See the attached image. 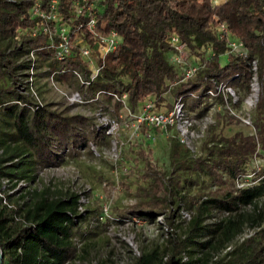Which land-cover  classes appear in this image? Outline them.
Here are the masks:
<instances>
[{"label":"trees","instance_id":"16d2710c","mask_svg":"<svg viewBox=\"0 0 264 264\" xmlns=\"http://www.w3.org/2000/svg\"><path fill=\"white\" fill-rule=\"evenodd\" d=\"M50 1L0 0V38L4 40L0 45V78L4 80L0 85V179L33 181L38 169L59 165L67 153L77 151L87 136L84 129L94 142L103 133L89 117L35 103L19 90L28 74L24 54L29 48L35 53L34 86L40 76L51 75L57 84L81 88L70 71L88 72L79 43L86 41L94 61L100 62L94 50L96 34L114 29L119 42L104 54L99 72L85 89L93 100L114 98L115 107L126 104L130 110L151 99L157 108L172 86L187 112L201 114L213 100L221 106L226 123L240 119L224 107L220 94L209 96L207 89L213 88L214 81H223L235 92H247L249 59L255 57L260 88L249 114L253 132L210 134L203 152L192 158L169 134V169L156 167L140 148L134 158L142 162L141 182L133 190L126 185L127 193L137 200L119 216L150 222L160 215L159 227L165 234L162 244L141 249L129 264H264V162L252 164L255 157L264 160V0H95L89 8L95 18L92 28L86 24L84 9L76 10L81 0H54L60 20L69 26L70 52L64 59L56 58L54 43L46 34L15 36L33 24L31 6L37 2L47 12ZM220 23L242 41L245 57L228 52L226 41L217 33ZM172 27L190 52L199 56V61L190 62L197 65L196 72L185 79L180 66L170 59L172 47L166 38ZM150 128L158 130L139 124L142 132ZM199 174L208 178V184L189 192L187 187L195 182L192 176ZM245 175L249 178L242 182ZM24 197L15 209L0 202V264H68L76 256L74 227L83 218L77 212V194L65 196L44 187L31 188ZM184 204L191 208L186 220L180 213L187 208ZM13 213H18L16 219ZM183 221L181 231L176 230Z\"/></svg>","mask_w":264,"mask_h":264},{"label":"rangeland","instance_id":"374dc122","mask_svg":"<svg viewBox=\"0 0 264 264\" xmlns=\"http://www.w3.org/2000/svg\"><path fill=\"white\" fill-rule=\"evenodd\" d=\"M217 1L219 0H213ZM18 33L19 31L15 36ZM3 42L4 40L0 38V45L4 44ZM186 50L187 61H199L198 55L191 53L188 48ZM43 66L40 69H43ZM3 82L4 80L0 78V85ZM57 85L65 91L77 88L72 83ZM35 86L41 101L49 103L51 108L65 110L67 113H80L89 117L94 124H98L93 112L100 106L105 114L117 122V127L106 133L101 126L99 129H103V133L100 132L97 142L92 141L87 130L83 128L87 136L77 151L67 153L65 161L59 165L38 169L33 181L11 182L3 181L5 178L0 179L1 205L8 209L17 208L25 199L26 191L31 188L45 187L65 196L69 193L77 194V212L81 213L83 218L74 227L76 256L71 258L68 264H129L141 249L162 244L165 234L161 233L159 227L160 215L157 216L158 219L150 222L130 216H119V212L125 211L128 205L137 200L136 196L127 193L126 185L130 184V190H133L136 183L141 182L139 174L142 171V162L134 158L140 148H144L151 156L156 167L169 169L171 165L167 136L152 128L146 132H142L141 129H138L137 133L133 131L135 117L141 113V103L138 102L135 109L129 110L126 104L115 107L114 98L105 99L98 96L97 100H90L82 105H71L45 76H40ZM247 93L248 91L243 93L240 90L236 92L237 97L233 105H230V113L237 118L239 115L251 113L252 107L244 100ZM86 96L89 97L88 93ZM173 96L174 92L170 86L163 93V102L157 108L163 109L169 105ZM223 113L221 106L213 100H210L208 108L201 114L195 110L189 111L196 121L203 118L207 122L203 136L194 142L195 152H188L190 158L203 152V143L210 134L229 135L236 130L243 133L253 132L251 122L247 124L241 120L231 119L226 123L224 120L227 118ZM263 162L262 157H255L252 164L258 163L261 166ZM128 167L129 170H125ZM181 172L183 176H188L187 170ZM192 177L195 182L187 187L189 192L208 184V178L203 174ZM248 178V175H245L242 182ZM186 209L190 214L191 208L187 206ZM13 215L15 219L18 217V213ZM184 224L185 221L180 223L176 230L181 231Z\"/></svg>","mask_w":264,"mask_h":264},{"label":"built area","instance_id":"2783aa9c","mask_svg":"<svg viewBox=\"0 0 264 264\" xmlns=\"http://www.w3.org/2000/svg\"><path fill=\"white\" fill-rule=\"evenodd\" d=\"M81 2V4H79L78 1L76 2V10L79 12L82 8L84 9V14L87 16L86 24L89 28H92L95 24V18L89 11V8L94 6L95 0H81ZM49 6V10L46 12L39 8L37 2L34 3L30 9V17L35 20L31 26L19 29V33H24L28 36H35L40 33L46 34L48 41L54 43L53 47L55 49L56 58L64 59L70 52V41L68 39L69 26L67 23L60 20L55 9L54 0L50 1ZM217 33L220 38H223L226 41L228 52L241 57L246 56L247 50L242 41L231 35L224 23H220L218 25ZM53 36L57 38L55 41L53 40ZM119 39V34L114 29L109 30L107 33L96 34V49L94 50L98 53L100 62L94 61L92 55L93 50L86 41H81L79 43L80 55L87 62L88 72L83 73L76 68H71L70 71L73 77L79 82L81 88L65 91L57 85V82L53 80L51 75L48 76L47 80L64 98H66L67 102L71 105H82L90 100H93V97L86 96L85 89L92 78L99 72V69L102 66V58L104 54L112 51L118 44ZM166 41L172 47L170 59L177 63L181 68V78L185 79L192 76L198 67L196 64L187 61V46L173 30V27L168 34ZM24 58L29 62V66L27 68L28 74L25 76L19 90L29 96L33 102L41 104L42 101L37 95L32 79L33 72L35 70L34 49L29 48L25 52ZM249 69L251 71V75L248 83V93L244 100L253 108L258 98L260 88L257 77V59L255 57L249 59ZM207 93L209 96L220 94L224 102V107L229 110L231 103H233L237 97L235 95V90L223 81H214L213 88L207 89ZM97 95L98 93L96 92L94 96L97 97ZM121 97L124 98L125 93H122ZM93 113L95 119L98 121V124L95 125L98 127L102 126L106 133H110L116 129L117 122L105 114L100 106L97 107ZM239 119L243 123H250L249 113L239 115ZM134 122L133 131L135 133L138 132L139 124L142 122L145 125L157 128L159 133L163 136H167L169 134L174 135L176 139L191 153L195 152V140L203 136L207 127L205 119L199 118V120L196 121L193 117H191L189 112H187L185 102L181 95H175L169 106L164 107L163 109L155 108L151 99H144L141 104V113L135 117ZM4 180L8 181L7 178L3 179V181ZM238 184H241V182H238ZM180 213L182 218L188 219L189 212L186 209H181ZM166 228L167 227L163 225V229ZM74 237L75 236H73L72 239Z\"/></svg>","mask_w":264,"mask_h":264}]
</instances>
